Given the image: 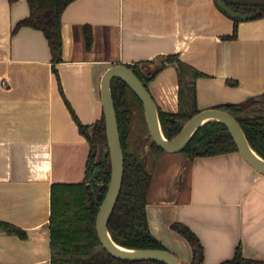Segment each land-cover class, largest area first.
<instances>
[{
	"label": "crops",
	"instance_id": "obj_1",
	"mask_svg": "<svg viewBox=\"0 0 264 264\" xmlns=\"http://www.w3.org/2000/svg\"><path fill=\"white\" fill-rule=\"evenodd\" d=\"M27 0H0V264L50 262V190L78 182L90 145L78 122L103 115L101 77L116 63L156 70L147 88L162 111L178 109L175 54L206 74L196 79L199 109L264 92V16L234 21L215 0H72L61 14V60L43 31L15 28ZM227 80L234 81V85ZM168 155L158 152L163 160ZM151 173L146 215L152 234L182 264L191 260L188 226L203 247L202 264L264 261V174L237 151L175 157ZM183 178V179H182Z\"/></svg>",
	"mask_w": 264,
	"mask_h": 264
},
{
	"label": "trees",
	"instance_id": "obj_2",
	"mask_svg": "<svg viewBox=\"0 0 264 264\" xmlns=\"http://www.w3.org/2000/svg\"><path fill=\"white\" fill-rule=\"evenodd\" d=\"M13 2L14 0H9ZM72 0H27L29 14L20 19L15 28L28 25L43 31L52 54V60H61L62 41L60 33L61 14ZM228 6L237 10H259L264 16V0H225ZM233 31L236 35L239 19H233ZM173 63L178 82V109L166 112L158 108L160 125L164 135L172 138L190 116L200 109L196 102L195 81L206 74L180 60L175 54L166 55L161 66ZM147 87L156 70L144 74L136 63L127 64ZM234 85V81L227 80ZM116 111L119 136L123 149V176L117 200L109 217L107 226L112 239L131 248H164L166 246L150 231L146 215V194L151 180L139 157L129 150L131 137L130 116L133 114L128 101V93L143 108L137 95L119 78L110 83ZM213 107L221 108L232 114L240 123L250 146L264 158V92L249 96L244 101L223 102ZM78 122L80 131L89 145L83 178L78 182H57L51 185L49 216L50 262L46 264H166L155 259L126 260L109 254L99 242L95 228V216L110 179L111 166L107 149L104 115L91 125ZM151 147L157 152L164 151L153 140ZM98 146L106 151L96 159ZM237 150L226 125L219 120H208L191 135L182 150L189 158L198 155H213ZM7 232L19 237L26 236L25 231L6 223H0ZM170 227L186 238L191 248V260L188 264H202L203 247L197 235L185 224L171 223ZM264 264V261L245 258L239 245L231 259L220 264Z\"/></svg>",
	"mask_w": 264,
	"mask_h": 264
},
{
	"label": "water",
	"instance_id": "obj_3",
	"mask_svg": "<svg viewBox=\"0 0 264 264\" xmlns=\"http://www.w3.org/2000/svg\"><path fill=\"white\" fill-rule=\"evenodd\" d=\"M215 3L221 11L232 19L247 20L260 15L259 10L248 11L232 8L227 5L225 0H215ZM113 78H119L124 81L137 95L143 106L151 139L162 150L166 152L182 151L194 131L204 122L214 119L226 125L237 147V151L250 165L263 174L264 158L250 146L238 120L228 111L221 108L208 107L200 109L188 118L175 136L170 139L167 138L160 125L158 106L148 88L135 74L132 67L124 63H116L104 71L100 83L101 100L111 173L106 192L98 206L95 216V228L99 242L109 254L119 259L133 261L155 259L166 264H182L178 257L169 249L126 247L116 243L108 231L107 223L117 200L123 176V149L110 87ZM96 151L94 149L92 155H95Z\"/></svg>",
	"mask_w": 264,
	"mask_h": 264
},
{
	"label": "rangeland",
	"instance_id": "obj_4",
	"mask_svg": "<svg viewBox=\"0 0 264 264\" xmlns=\"http://www.w3.org/2000/svg\"><path fill=\"white\" fill-rule=\"evenodd\" d=\"M128 101L130 104V107L132 108L133 114L130 116V125H131V138L132 139L129 142V150H132L141 160V162L144 164V166L147 168L148 171H154L155 174L158 172V168H165L166 166H169L171 162L177 161L172 160L175 157L180 158L183 160V157H186L187 155L182 152H166L161 151L162 155H168L163 160H159L156 157L157 151L154 150L151 145V136L148 130V126L145 120L144 111L143 108L134 100L132 95L128 93ZM106 151L105 146H98L96 151V159H99L104 152ZM183 179V178H182Z\"/></svg>",
	"mask_w": 264,
	"mask_h": 264
}]
</instances>
